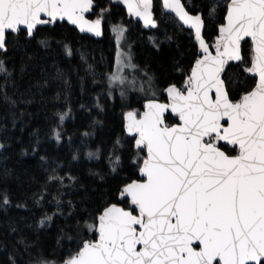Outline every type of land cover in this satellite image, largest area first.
<instances>
[{"label": "snow or ice", "instance_id": "1", "mask_svg": "<svg viewBox=\"0 0 264 264\" xmlns=\"http://www.w3.org/2000/svg\"><path fill=\"white\" fill-rule=\"evenodd\" d=\"M110 4H122L130 16L158 27L153 0ZM95 8V0H0V57L7 56L10 38L25 48L35 42L45 52H51L55 40L65 56L73 57L79 50L51 33L72 25L80 33L102 37L110 7L88 19L86 14ZM160 15L162 20L178 18L181 31L186 26L194 37L188 66L181 61L173 65L179 82L161 85L147 67L134 62L123 23L109 24L115 62L103 71L80 51L82 64L65 69L53 59L21 91L15 69L10 71L0 58V119H10L15 127L18 119L30 115L27 107L37 98L41 106L63 99L66 109L54 108L46 133L57 146L66 135L65 121L72 117L68 101L73 75L81 94L89 77L93 86H100L91 105L80 103L81 110L91 114L94 108L97 113L83 137L103 128L98 118L106 112L102 99L115 100L118 93L121 107V132L105 157L107 171L88 169V176L103 188L98 195H91L77 176L61 174L56 158L39 156L44 179L29 199L40 208L51 196L47 203L55 211H44L32 223L6 220L0 238L6 264H264V0H202L199 5L162 0ZM209 25L215 34L211 43L202 35ZM166 40L170 43L173 37L166 34ZM153 46L159 51V44ZM99 63L105 64L103 55ZM27 67L22 58L20 79ZM49 89L54 95H46ZM134 94L142 109L131 107ZM33 136L31 152L36 155L41 140L38 133ZM4 148L0 142V150ZM101 156L99 147L84 153L89 161ZM79 159L77 148L71 161ZM122 172L127 174L120 178ZM31 182H37L36 176ZM81 190L79 202L63 199ZM13 207L30 210L27 199L13 202L7 190H0V214L7 218ZM54 218L60 222L49 246L43 237L50 235Z\"/></svg>", "mask_w": 264, "mask_h": 264}, {"label": "trees", "instance_id": "2", "mask_svg": "<svg viewBox=\"0 0 264 264\" xmlns=\"http://www.w3.org/2000/svg\"><path fill=\"white\" fill-rule=\"evenodd\" d=\"M187 5L188 0H182ZM202 0H192V3L199 5ZM95 13H91L89 18L96 19V13H99L101 8L110 7V11L106 13V19L103 22L104 35L100 39H95L87 34H80L76 29L67 25L66 27H56L51 35L56 39H63L73 49H77L75 55L68 58L56 45L53 40V48L51 52H45L38 49L35 42L28 47H23L22 44H14L12 38L9 39V50L6 57H0L5 60L6 66L11 71L15 69L21 91H23L29 83H34L40 76V67L50 65L53 59L60 62L62 68L67 69L69 65L75 67L82 64L80 61V51L86 54V58L97 62L99 71L105 70L106 66L114 64L116 43L113 33L109 31V24L123 23L127 27L126 33L129 43L132 45V53L134 62L141 68L147 67L151 73L157 77L158 83L166 85L170 81L179 82V74L174 71L173 65L176 61H181L183 67H187L191 60V51L193 49L192 37L189 36L188 30L181 31V27L173 20H162L160 15V2L153 1L154 19L158 23V27L146 31L139 22L129 19L124 8L121 5L110 4V0H95ZM191 13L196 12V8L189 7ZM166 34L172 36L173 40L169 43L166 40ZM214 31L209 25L204 29V38L211 43L214 39ZM155 37V43L159 44V51L153 46L149 37ZM163 41V43H160ZM245 52L247 46H245ZM105 57V64H100L101 56ZM28 56L33 59L29 61ZM23 61L27 63V72L23 79L19 77V68ZM235 71V70H232ZM81 74H83L81 70ZM73 88L68 103L72 107V117L65 121L64 136L61 146H57L54 141L46 139V133L49 131L52 122V111L55 107L61 110L66 109V104L63 99L56 105L48 103L46 106H41L39 98L37 102L27 107V112L22 120L18 119L16 126L12 127L11 120L0 119V142L5 143V148L0 150V190H7L11 195L13 202L17 200L27 199L29 211L9 209L7 218L0 214V238H3L6 230V220H21L32 223L40 218L44 211L49 214L55 211V205L47 203L51 196L46 198L43 207H34L29 197L34 191L39 189L40 183L43 182L44 174L40 170V155H46L49 158H56L62 164L61 174L70 173L78 177V179L88 186V191L91 195L96 196L103 191L99 180H94L88 176V169L92 168L95 171L106 172L108 168L107 156L108 149L111 147L116 135L121 132V107L120 100L115 95V100L102 99L101 102L106 105V112L99 114L100 119L104 121L103 128H97L94 135L83 137L82 133L86 130L92 116H96V110L93 108L91 114L80 109V103L91 105L94 102L96 93L100 91V86H93L91 78L86 82V90L81 94L79 85L75 75L72 77ZM47 96L54 95V92L49 89L46 91ZM132 108L142 109V104L136 103V97L132 96ZM23 110V106H21ZM4 116V109L0 107V117ZM33 133H38L41 144L38 149V154L33 155L31 146L35 143ZM68 135L72 136V147H68ZM84 143H81V140ZM99 147L102 150V156L99 160H86L84 153L88 150L95 151ZM79 148L80 159L71 161L72 152ZM24 149H27V154H23ZM5 169L10 175L5 176ZM127 172H122L123 178ZM36 176L37 182L32 183L31 178ZM115 183V181H113ZM83 191L72 193L70 197L63 199H74L79 202ZM59 218H54V226L48 229L49 236L43 237L46 243L51 246L54 242L55 224L59 223ZM10 250V249H9ZM0 264H6V252L3 244H0Z\"/></svg>", "mask_w": 264, "mask_h": 264}, {"label": "water", "instance_id": "3", "mask_svg": "<svg viewBox=\"0 0 264 264\" xmlns=\"http://www.w3.org/2000/svg\"><path fill=\"white\" fill-rule=\"evenodd\" d=\"M153 1H154V0H153ZM158 1H159L160 4H161L162 0H158ZM182 3H183V2H182ZM183 4H184V3H183ZM121 6L124 8L127 17H128L129 19L133 20V21L139 22V23L142 25V27H143L146 31H150V30L155 29V28H152L150 25H149V26H146V25L143 23V21H141L138 17L130 16L129 13H128V11H127V9H126V7H125L124 5H122V4H121ZM91 13H92V12L86 14V17H87L88 19H90L89 16H90ZM193 14H194V13H193ZM172 15L174 16V14H172ZM153 19H154V14H153ZM91 20H93V19H91ZM174 20L177 22V24H178L179 26L182 24V22H178V18H175ZM154 21H156V20L154 19ZM69 26L74 28V26H72V25H69ZM102 28H103V31H104V26H103V24H102ZM184 29L187 30L186 26L184 27ZM76 30L79 32L78 29H76ZM79 33H80V32H79ZM80 34H82V35H83V34H87V35H89V36H91V37H93V38H95V39H100V38H101V37H95V36H93V35H91V34H89V33H80ZM202 35L204 36V30L202 31ZM192 42H193V44H195L194 37H192ZM213 51H214V49H213ZM165 99H166V97H165Z\"/></svg>", "mask_w": 264, "mask_h": 264}, {"label": "rangeland", "instance_id": "4", "mask_svg": "<svg viewBox=\"0 0 264 264\" xmlns=\"http://www.w3.org/2000/svg\"><path fill=\"white\" fill-rule=\"evenodd\" d=\"M152 37H154V36H152ZM155 38V37H154ZM152 41V40H151ZM152 42H155V41H152ZM116 95L119 97V94L118 93H116ZM133 96H135V94L133 95Z\"/></svg>", "mask_w": 264, "mask_h": 264}]
</instances>
